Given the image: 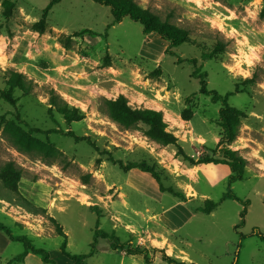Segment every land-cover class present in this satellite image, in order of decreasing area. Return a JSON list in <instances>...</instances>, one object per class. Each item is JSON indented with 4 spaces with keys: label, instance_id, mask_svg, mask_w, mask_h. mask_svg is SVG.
<instances>
[{
    "label": "rangeland",
    "instance_id": "1",
    "mask_svg": "<svg viewBox=\"0 0 264 264\" xmlns=\"http://www.w3.org/2000/svg\"><path fill=\"white\" fill-rule=\"evenodd\" d=\"M50 1L0 0V164L13 161L22 170L19 193L0 180L7 200L0 202L5 213H0V222L46 249L56 264H67L69 258L61 252L64 237L52 218L67 235L72 254L90 252L96 229L115 233L124 243L110 255L105 253L110 241L98 238L104 247L86 258V264L134 255L128 249L135 247L149 263L165 262L168 255L181 261L190 257L196 264H264V0H134L188 32V42L165 54L159 65L147 57L151 41L146 43L142 24L128 16L113 24L110 6L94 0L58 1L48 12L45 30H36L34 24ZM214 49L212 59L202 58ZM189 58H197V65L208 72L210 89L235 91L229 103L246 116L240 117L234 141H222L221 103L199 92ZM13 71L23 74L29 85L28 93L14 91L15 105L2 96ZM119 94L133 107L162 111L166 130L178 144L150 139L143 125L125 129L113 121L105 101ZM52 95L84 117L68 123L55 107L50 113ZM11 120L26 131L56 129L32 136L62 154L47 157L19 150L3 132ZM191 130L204 145L191 142L186 134ZM224 148L246 159L242 180L230 183L228 165L205 161L222 158ZM118 160L156 164L165 187L186 195L181 202L196 211L211 199L216 207L170 232L152 220L150 214L159 205L130 185V178L145 174L131 176ZM229 190L249 204L223 200ZM165 193V201L175 197ZM167 242L176 244L174 250L160 248ZM24 249L22 242L10 240L0 264Z\"/></svg>",
    "mask_w": 264,
    "mask_h": 264
},
{
    "label": "trees",
    "instance_id": "2",
    "mask_svg": "<svg viewBox=\"0 0 264 264\" xmlns=\"http://www.w3.org/2000/svg\"><path fill=\"white\" fill-rule=\"evenodd\" d=\"M60 0H51L49 4L44 8L42 17L37 21L34 26L36 30L43 32L45 30V23L47 19L48 12L54 4ZM100 4L110 6L111 12L113 14V24L119 23L124 17L128 16L132 20H135L142 24L144 34L157 33L163 39L169 41V45L165 50V54L174 53L173 48L177 47L185 42H188L189 35L185 28L176 26L175 24L165 20L162 21L157 15L152 13L149 9H144L139 6L134 0H94ZM110 25H108L109 27ZM218 50L210 53H203L202 58L212 59ZM180 60V59H179ZM188 62L195 65L193 71L194 77L198 78L200 81L199 92L201 94L210 95L213 102H220L221 108L219 110V125L223 128L222 141L232 142L236 139L239 130V120L240 117L246 116L244 111L232 106L229 103V98L235 91H229L225 94H220L217 90L210 89L208 87V72L206 70H201V67L197 65V58H189ZM8 89L3 91V99L12 105L17 103V98L14 97L13 93L16 89L22 90L24 93H28L29 85L24 79L23 74L13 71L9 75L7 80ZM107 107V113L109 117L115 121L119 126L125 129L133 128L139 125L145 127V134L150 139L161 143L163 145H177L178 138L172 133L166 130L167 123L164 121L163 112L160 110L152 108H137L129 104L128 98L124 94H119L118 97L114 99H107L105 101ZM50 113L53 107H55L58 112H60L68 123L74 120H80L84 117V114L79 111V109L69 106L67 102L60 99L57 95H52L50 98ZM18 120L20 116L17 115ZM38 128H30L28 131L21 128V126L15 121H7L4 125L3 132L5 136L17 146V148L26 153H39L47 157L61 155V151L56 149L48 141H42L32 136L33 132H40ZM56 129L41 131L44 133L56 132ZM68 135L74 136L77 140L83 139L74 134L73 131H68ZM181 151V149H179ZM222 158H206L205 161L212 163L226 164L231 169V174L229 176V182L233 183L237 180H242L245 176V168L247 161L245 158L240 156L237 151H233L224 148L222 151ZM116 163L125 171H130L131 169L137 168L141 171L149 173L158 183L159 188L162 192H169L178 198L180 201H187L186 195L182 191L174 189L172 186L165 187L162 178L161 171L158 165L149 163L146 160L132 161L124 164L122 161L118 160ZM22 178V170L13 161H5L0 164V180L6 188L12 192L19 193V183ZM233 198L239 201H243L231 190L227 191L222 199ZM245 205L249 204L248 200L243 201ZM216 207V203L211 199H207L204 205L196 207V211L203 213H211ZM246 209V207H245ZM245 210L242 212L244 215ZM52 221L56 224L57 232L64 237L61 244V252L73 261L72 264H86L85 259L92 256L96 250L98 243V238H104L110 241L111 248L123 249L125 247L124 243L120 242L115 233H108L103 229H96L94 240L91 243V250L88 254H72L67 250V235L64 233L61 225H59L55 218ZM0 231L4 232L6 236L12 241H20L24 244V251L18 256L11 259L7 264H12L13 262H22L28 252H33L39 254L41 259L45 263L56 264L54 260L51 259L50 253L42 248L37 247L33 244L32 240L25 235H14L12 234L11 228L5 223L0 222ZM131 254H141L144 251L138 247L129 248ZM165 260L169 264H194L187 263L185 261L178 260L176 258L170 257L168 255L164 256Z\"/></svg>",
    "mask_w": 264,
    "mask_h": 264
},
{
    "label": "crops",
    "instance_id": "3",
    "mask_svg": "<svg viewBox=\"0 0 264 264\" xmlns=\"http://www.w3.org/2000/svg\"><path fill=\"white\" fill-rule=\"evenodd\" d=\"M151 41V42H150ZM153 41V42H152ZM154 44L155 47L149 48L150 43ZM146 43H148L147 47V57L152 62L156 64H160L164 57H165V50L169 45V41L166 39H163L160 37L157 33L153 32L146 35ZM141 170L134 168L131 169V176H133L134 172H139ZM145 175H136L130 178V185L136 186L138 189H140L146 196L151 197L152 201L157 203L159 205L158 209L155 210V212L152 215L154 217V221H158L164 226L168 231L170 232H177L179 231L190 219H192L195 215H197L198 211H195L194 209L190 208L185 204V202H181L175 197L172 198L170 201H165V192H162L159 188V185L157 181L147 172L142 171ZM192 189H194L192 187ZM4 193L0 190V202L1 201H7L5 199ZM153 202V203H154ZM1 203H0V213L2 215H5L4 211L1 209ZM101 239V238H100ZM10 243V239L7 238L2 231H0V254L3 253V248L5 245H8ZM100 243H97V248L92 256L95 254H98L103 248L99 245ZM168 245L169 247L174 250L176 247L175 243L170 244L169 242L163 243L160 246V248H164ZM101 247V248H100ZM111 247V245H110ZM114 249H108L107 254L112 255L111 252H115ZM63 254V253H62ZM64 255V254H63ZM40 255L35 254L33 252H28V254L25 256L24 260L22 262H13L12 264H41L42 260H40ZM188 259L185 262H191V258L187 257ZM67 264H72L73 261L71 259L67 260ZM99 264H169L168 262H151L149 263L148 260L145 258L144 255L136 254V255H122L120 257H115L112 259H109L107 261L99 262ZM196 264V263H194Z\"/></svg>",
    "mask_w": 264,
    "mask_h": 264
},
{
    "label": "built area",
    "instance_id": "4",
    "mask_svg": "<svg viewBox=\"0 0 264 264\" xmlns=\"http://www.w3.org/2000/svg\"><path fill=\"white\" fill-rule=\"evenodd\" d=\"M165 122H167V121H165ZM188 132H189V133H186V134L189 135V139L191 140V142H194V143H196V144H202V145H204L205 141L202 140L201 136L195 134V133L193 132V130L188 131Z\"/></svg>",
    "mask_w": 264,
    "mask_h": 264
}]
</instances>
